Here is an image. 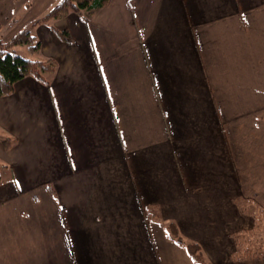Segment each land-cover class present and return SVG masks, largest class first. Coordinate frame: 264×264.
Segmentation results:
<instances>
[{
	"label": "crops",
	"instance_id": "0c3cea01",
	"mask_svg": "<svg viewBox=\"0 0 264 264\" xmlns=\"http://www.w3.org/2000/svg\"><path fill=\"white\" fill-rule=\"evenodd\" d=\"M0 0L50 60L0 96V264H210L264 212V0ZM66 33L67 40L59 37ZM9 139L8 148L3 141Z\"/></svg>",
	"mask_w": 264,
	"mask_h": 264
},
{
	"label": "trees",
	"instance_id": "16d2710c",
	"mask_svg": "<svg viewBox=\"0 0 264 264\" xmlns=\"http://www.w3.org/2000/svg\"><path fill=\"white\" fill-rule=\"evenodd\" d=\"M108 0H59L51 11L40 21L44 22L50 18H62L69 13L91 14L97 8L103 6ZM63 40H69L66 33H59ZM15 46H25L31 54L39 50V42L29 29H23L8 40L0 38V96H6L13 90L16 82L26 77H33L47 84V77L55 71V63L50 60L35 61L21 56L13 51ZM8 147L9 139L3 141ZM264 212L258 211L254 218V225L249 230H243L233 235L236 251L234 258L237 260H264V239L256 243V234L260 223L263 221ZM167 236L174 242L182 245L188 257L196 264H210L204 259L199 244L185 240L179 233L175 223L167 226ZM259 240V239H258Z\"/></svg>",
	"mask_w": 264,
	"mask_h": 264
},
{
	"label": "rangeland",
	"instance_id": "374dc122",
	"mask_svg": "<svg viewBox=\"0 0 264 264\" xmlns=\"http://www.w3.org/2000/svg\"><path fill=\"white\" fill-rule=\"evenodd\" d=\"M8 40V39H6ZM3 147L7 149L8 147L5 146V143L3 142ZM258 233L256 234V243L259 244V242H263L262 239H264V216H263V221L260 223V228H258ZM259 239V240H258ZM259 241V242H258ZM260 245V244H259ZM264 261V260H263ZM264 264V262H263Z\"/></svg>",
	"mask_w": 264,
	"mask_h": 264
}]
</instances>
